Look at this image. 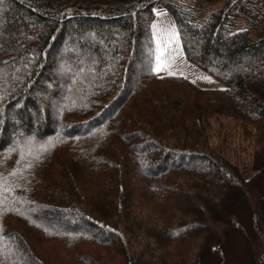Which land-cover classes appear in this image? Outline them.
I'll list each match as a JSON object with an SVG mask.
<instances>
[{"label": "trees", "instance_id": "obj_1", "mask_svg": "<svg viewBox=\"0 0 264 264\" xmlns=\"http://www.w3.org/2000/svg\"><path fill=\"white\" fill-rule=\"evenodd\" d=\"M156 5L225 87L154 70ZM261 15L264 0H0V264H210L238 226L264 264ZM213 116L253 139L251 178L211 145Z\"/></svg>", "mask_w": 264, "mask_h": 264}, {"label": "rangeland", "instance_id": "obj_2", "mask_svg": "<svg viewBox=\"0 0 264 264\" xmlns=\"http://www.w3.org/2000/svg\"><path fill=\"white\" fill-rule=\"evenodd\" d=\"M186 1L190 4L197 0ZM220 4H222V2L212 5L211 8H215ZM154 9L156 10L155 17L152 21V31L156 42L154 69L159 68L158 71H155L158 74L175 73L184 75L202 87H225V83L221 79L215 77L186 58L173 14L163 5H156ZM261 18H264V15H261ZM229 25L232 29H239L248 27L249 21L244 17L238 16L232 19ZM88 38L89 40L94 39L91 35L88 36ZM96 43L101 46L103 45L102 41H97ZM60 54V57L63 58L62 51H60ZM56 72L62 74L69 71L64 68L62 64L57 63L53 73L55 74ZM137 72V66H134V73L130 74V79L132 81ZM204 77H208V79ZM40 81L42 87L48 85L44 78ZM66 88L71 90V87ZM61 93L62 94L58 96V98H50L54 113L59 109V101L64 95L63 90ZM207 135L211 145L219 150L220 153L234 165H237L244 173L246 179L252 177L254 173L252 167L255 152L254 142L253 139L245 134L239 121L228 116H213L207 120ZM15 139L14 137V140ZM257 184L260 191L264 194V179H259ZM238 220L239 223L243 224L245 227H250L251 225L250 214L246 209H239ZM238 227L229 232L228 244L226 246L222 247L220 251L214 255L210 254L208 257L210 264H253L250 244L241 228Z\"/></svg>", "mask_w": 264, "mask_h": 264}, {"label": "snow or ice", "instance_id": "obj_3", "mask_svg": "<svg viewBox=\"0 0 264 264\" xmlns=\"http://www.w3.org/2000/svg\"><path fill=\"white\" fill-rule=\"evenodd\" d=\"M153 11L155 12L156 10L155 9H153ZM157 14H159V13H157ZM166 66V65H165ZM154 70H156V71H158L159 70V68H157V69H154ZM170 74H175V73H170ZM205 79H208V77H204ZM15 149H13V151H14ZM21 155H23V152H21Z\"/></svg>", "mask_w": 264, "mask_h": 264}]
</instances>
